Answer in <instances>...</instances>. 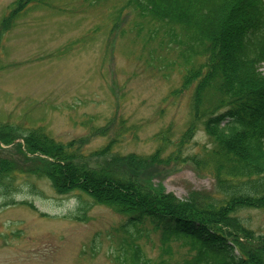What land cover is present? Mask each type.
<instances>
[{"label": "rangeland", "instance_id": "1", "mask_svg": "<svg viewBox=\"0 0 264 264\" xmlns=\"http://www.w3.org/2000/svg\"><path fill=\"white\" fill-rule=\"evenodd\" d=\"M21 1L0 0V126L41 129L89 168L179 199L217 195L211 171L192 159L215 143L201 120L180 144L196 112L197 82L182 88L184 75L204 61L184 26L135 0H34L20 9ZM202 98V110L220 103L217 80ZM18 143L0 140V154L25 171L10 192L0 189V264L193 262L189 245L164 241L148 221L130 226L128 215L81 189L59 193L49 178L27 173L39 161ZM237 215L264 236V208Z\"/></svg>", "mask_w": 264, "mask_h": 264}, {"label": "trees", "instance_id": "2", "mask_svg": "<svg viewBox=\"0 0 264 264\" xmlns=\"http://www.w3.org/2000/svg\"><path fill=\"white\" fill-rule=\"evenodd\" d=\"M31 1L22 0L18 8ZM135 2L142 12L180 23L189 33L191 49L201 47L204 61L185 73L182 84L186 88L197 82L196 112L180 144L194 136L202 121L215 143L192 159L211 171L217 195L179 199L137 177L89 168L78 160L82 155L76 149H64L41 129L20 133L13 126H0V140L10 145L23 139L18 149L39 161L27 173L49 178L56 192L81 189L96 203L128 215V225L148 221L164 241L182 240L195 251L191 264H264V236L237 215L246 207L264 208V0ZM215 80L222 99L202 110L203 92ZM12 160V154H0L4 193L13 188L16 172L24 171ZM136 260L142 262L139 256Z\"/></svg>", "mask_w": 264, "mask_h": 264}]
</instances>
